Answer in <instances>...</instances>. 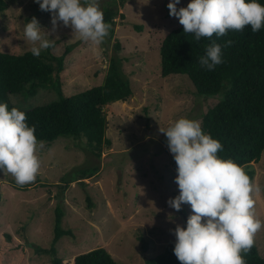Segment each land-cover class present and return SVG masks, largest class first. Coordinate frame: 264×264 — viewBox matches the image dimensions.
Here are the masks:
<instances>
[{
  "label": "rangeland",
  "instance_id": "rangeland-1",
  "mask_svg": "<svg viewBox=\"0 0 264 264\" xmlns=\"http://www.w3.org/2000/svg\"><path fill=\"white\" fill-rule=\"evenodd\" d=\"M6 1L8 8L0 13V51L22 54L32 47L23 30L27 20L35 17L50 31L51 14L41 11L34 0ZM188 2L180 0L177 8ZM98 3L102 12L114 7L120 13L112 38L108 34L96 45L62 22L49 37L56 55L72 47L60 74L63 95L100 85L113 57L123 59L121 70L132 95L105 107L111 146L100 159L89 152L85 139L59 136L37 151L41 166L33 182L19 185L11 174L0 173V264H51L54 256L39 248H51L57 207L63 211L62 227L74 234L55 244L57 256L69 258L103 247L119 264H145L163 252L175 242L171 230L186 226L191 214L188 204L175 211L167 203L179 189L174 158L160 130L182 117L201 123L207 109L223 99V92L198 95L186 75L161 76L160 45L172 29L182 26L169 15V0ZM56 98L53 91L40 89L33 97L12 94L9 103L28 110ZM252 164V184L264 188V151ZM95 166V176L73 180L80 168ZM253 199L255 214L264 222V191L254 192ZM254 245L264 258V228L255 235Z\"/></svg>",
  "mask_w": 264,
  "mask_h": 264
},
{
  "label": "trees",
  "instance_id": "trees-1",
  "mask_svg": "<svg viewBox=\"0 0 264 264\" xmlns=\"http://www.w3.org/2000/svg\"><path fill=\"white\" fill-rule=\"evenodd\" d=\"M259 2L264 5V0ZM7 8V1L0 0V13ZM119 14L114 7L104 9V21L111 25L109 38L114 36L115 18ZM135 28L140 30L139 26ZM228 40L232 44L225 47ZM212 42L221 45L223 62L209 71L200 66L199 58ZM54 48L55 42L39 57H34L30 50L22 54L0 51V102L7 103L11 109L15 107L9 103L12 94L26 93L33 97L40 89L53 91L57 96L55 100L21 110L26 113L28 125H35L37 139L47 144L59 136L85 139L89 152L100 159L104 149L111 146L106 137L105 107L127 100L133 92L129 79L121 70L123 59H110L100 85L64 96L60 74L72 47H67L61 55H56ZM160 63L162 77L186 75L198 95L223 92V99L202 115L201 127L222 144L223 150L218 156L232 159L245 168L252 181L255 174L252 163L257 162L264 151V27L253 33L251 27L246 26L243 31H229L219 38L213 34L211 38L202 37L199 41L194 40L193 34L184 33L183 26L174 28L160 45ZM176 167L174 161L172 168L176 170ZM97 172L96 166L80 168L73 180L90 178ZM62 218L63 211L57 207L51 248H39V251L54 256L51 264H119L103 247L69 258L57 256L54 246L59 239L74 236L71 230L62 227ZM174 243H168L163 252L146 259L145 264H180L173 253ZM244 259L246 264H264L256 245L244 255Z\"/></svg>",
  "mask_w": 264,
  "mask_h": 264
},
{
  "label": "clouds",
  "instance_id": "clouds-1",
  "mask_svg": "<svg viewBox=\"0 0 264 264\" xmlns=\"http://www.w3.org/2000/svg\"><path fill=\"white\" fill-rule=\"evenodd\" d=\"M41 11L51 14L52 29H43L32 17L23 26L25 38L31 42V54L39 57L50 48L58 22L71 27L84 41L100 45L111 25L104 21L98 0H34ZM180 0H169V15L178 18L183 32L217 38L229 31L251 27L253 33L264 27V5L259 0H189L186 7L177 8ZM231 40L224 46H230ZM223 62L220 44L210 43L199 64L214 70ZM35 125L29 126L26 113L16 107L9 109L0 102V173L11 174L19 185L35 180L40 160L36 155L44 141L35 135ZM167 147L173 155L179 194L167 203L175 211L188 204L191 214L186 226L171 230L175 236L173 253L180 264H246V255L254 245V237L262 228L255 214L253 193L264 191L255 187L245 169L232 159H222L219 140L206 134L199 121L179 118L166 130Z\"/></svg>",
  "mask_w": 264,
  "mask_h": 264
}]
</instances>
